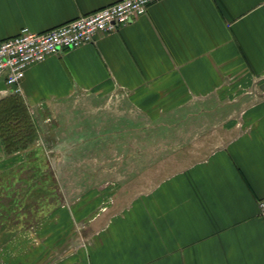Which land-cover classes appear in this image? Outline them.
I'll return each instance as SVG.
<instances>
[{
	"label": "crops",
	"instance_id": "0c3cea01",
	"mask_svg": "<svg viewBox=\"0 0 264 264\" xmlns=\"http://www.w3.org/2000/svg\"><path fill=\"white\" fill-rule=\"evenodd\" d=\"M117 1L0 0V41ZM263 83L264 0H156L117 32L30 67L21 94L36 113L116 97L164 129L211 120L216 144L130 201L101 187L54 208L2 264H264ZM10 92L0 79V97Z\"/></svg>",
	"mask_w": 264,
	"mask_h": 264
},
{
	"label": "rangeland",
	"instance_id": "374dc122",
	"mask_svg": "<svg viewBox=\"0 0 264 264\" xmlns=\"http://www.w3.org/2000/svg\"><path fill=\"white\" fill-rule=\"evenodd\" d=\"M29 105L21 93L0 97V264L10 241L54 208L101 187L130 201L216 144L211 120L164 129L162 117L151 124L116 97L81 95L37 113Z\"/></svg>",
	"mask_w": 264,
	"mask_h": 264
},
{
	"label": "built area",
	"instance_id": "2783aa9c",
	"mask_svg": "<svg viewBox=\"0 0 264 264\" xmlns=\"http://www.w3.org/2000/svg\"><path fill=\"white\" fill-rule=\"evenodd\" d=\"M156 0H119L91 14L45 32L23 28L14 37L0 41V79L11 93H22V82L30 67L45 61L63 49H75L93 43L101 34L117 32L148 13ZM264 217V199L258 201Z\"/></svg>",
	"mask_w": 264,
	"mask_h": 264
},
{
	"label": "water",
	"instance_id": "95a60500",
	"mask_svg": "<svg viewBox=\"0 0 264 264\" xmlns=\"http://www.w3.org/2000/svg\"><path fill=\"white\" fill-rule=\"evenodd\" d=\"M261 89H263V90H264V83L261 85Z\"/></svg>",
	"mask_w": 264,
	"mask_h": 264
}]
</instances>
